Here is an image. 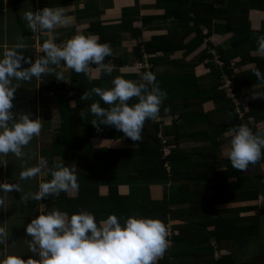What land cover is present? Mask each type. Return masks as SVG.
Listing matches in <instances>:
<instances>
[{
	"label": "trees",
	"instance_id": "trees-1",
	"mask_svg": "<svg viewBox=\"0 0 264 264\" xmlns=\"http://www.w3.org/2000/svg\"><path fill=\"white\" fill-rule=\"evenodd\" d=\"M162 1L172 4V7L167 5L165 11L160 15L145 14L142 18L143 24L155 20L176 19L184 29L181 32L178 28H169L164 32H154L145 40L139 39L137 44L134 41L133 50L141 70L135 78H132V81L142 83L141 76L144 72L156 71L164 66L170 67L169 69L174 67L184 69L188 64L203 63L205 68L216 69L217 83L201 87L199 89L201 93H196L194 88L187 86V97L174 98L167 93L161 105L158 119L145 121L141 139L135 141L136 147L120 151L118 155L114 156L110 155L108 149L102 147L91 148L86 152L80 145L79 131L83 127L87 128L92 137H113L114 140L130 139L113 126L101 127V131H97V128L90 122L92 119H90L86 108L87 103L96 100L81 98L87 90L80 86L73 96L77 103L76 107L71 109L72 142L69 145L70 147L71 145H80L79 148L85 154H81V157H84L87 162L88 160L95 162L92 175L98 173L99 158L107 157L111 166L115 167L129 164L133 158L137 157L140 159L139 167H137L138 172L130 178L131 181L140 180L163 186L172 183V186H179V189L186 188V186H209L205 196H202L203 198L197 197L196 200H193V212L190 218H185L180 213H176L177 216L173 214L177 221L173 219L171 222L175 223L171 224L170 222L172 236L167 237L168 241L172 242V246L166 249L156 264H240L243 259L241 258L243 257L242 252L246 251L248 256L254 255L256 258L258 257L256 254L264 245V223L261 221L258 188L260 184L264 185V174L249 175L244 173V170L237 172V174H241L234 175L231 173L234 168L228 158H223L226 162V170L219 174L215 168L219 162L222 163L221 159L211 152L208 154L201 152L196 153V157L200 158V161L194 163V154L185 152L180 143L188 138L198 142L209 141L212 136L210 128L217 121H220L222 129H235L241 124L247 125V121L254 113L264 111V104L247 108L246 97L249 91H245V95L242 93L244 96L241 94L243 87L264 92V83L259 82L253 74L255 69L264 73V55L254 51L251 36V32L255 29L254 24L259 20V17L264 16V0L256 1L257 10L251 8L253 0ZM216 20L225 22L226 35L222 37L224 40L229 37L236 38L231 43V49L227 52L210 40L206 42L207 45L204 44L206 38H211L213 24ZM93 24L101 23L98 21ZM191 38L193 42L198 40L200 46L196 48L197 45H192V49L196 48V51L191 52L192 54L189 53L190 58L188 59L186 51H189L192 43L187 41ZM99 39L101 43L106 42L117 46L121 44L122 37L120 33L105 34L102 29ZM214 49L220 52V60L224 67L213 61L212 51ZM159 52L164 53L165 58H157ZM233 54L237 55V59L230 58ZM207 58L212 61L207 62ZM104 62L112 64L113 72L117 75L119 69L125 66V61L113 54L106 57ZM241 63L243 64L239 66L238 64ZM114 75L107 74L102 69V78H112ZM132 99L134 100L129 101V104L137 102V98ZM218 106H222L220 113H217L216 110ZM239 110L244 113L242 117H239ZM81 112L85 113L83 117L80 115ZM189 113L193 114L196 119L206 121L207 129L189 133L185 128L179 126L178 121ZM112 132L113 135H109ZM171 146H174L172 150ZM166 148L169 153L164 154ZM261 164H264V157L255 164H250L248 169ZM79 174L81 176L89 175L87 171H80ZM244 182L251 183V186H255V188L250 190L235 189L238 183ZM108 191L105 197L96 196L95 199H92L93 188L86 186L83 189V195L73 200L76 205L75 208H69V216L79 211H89L96 215L97 221L104 220L105 216L109 214H116L123 222L130 216V204L124 202L117 187H109ZM217 191L219 193H216ZM83 196L89 200L87 204L83 203ZM48 205L56 206L54 208L63 211L57 206V202L51 200ZM139 210L142 217L159 218L165 224L169 222L166 215L170 209L162 201L154 200L148 205L142 204ZM246 222L248 224H245ZM259 263L264 264L262 261Z\"/></svg>",
	"mask_w": 264,
	"mask_h": 264
},
{
	"label": "crops",
	"instance_id": "crops-1",
	"mask_svg": "<svg viewBox=\"0 0 264 264\" xmlns=\"http://www.w3.org/2000/svg\"><path fill=\"white\" fill-rule=\"evenodd\" d=\"M0 0V52L4 49L15 45L18 42H23L26 47L24 54L31 57L33 60L36 55H43L42 44L51 35L54 42L63 46L64 42L76 34H95L99 37L100 31L103 29L105 34L120 33L122 40L121 44L112 46L113 55L121 57L125 61V66L119 69V74H115L112 78H102V67L98 65H90L85 73H76L72 69L66 67L63 62L59 66L51 65L54 69L52 73L42 76L40 79L33 78L31 82H21L20 88L32 93V98L23 99L15 97L13 101V111L16 112H31L32 118H41L42 130L39 136H34L33 140L25 147L26 153L23 161L17 159L13 154L9 153L5 158L6 165H0V184L7 185L10 182L16 184V194L12 192L3 193L7 201L6 210H0V225L4 226L10 232L9 241L0 244V262H2L9 255H21L24 259L31 257L34 264H39V256L29 251L28 241L31 238L26 234V223L28 224L32 218L39 214V212H47L56 206H48V203L57 202V206L63 211L69 212V208H75L76 203L73 201L83 195V189L92 187L94 195L105 197L108 194L109 187H117L120 196L124 198V202L130 204V216L142 217L140 206L142 204L148 205L151 201L159 200L163 204L169 206L170 211L166 218L169 223L175 219L177 221V214H182L185 218H190L193 212V200L196 198H203L205 192L208 191L209 186H186V188L179 189V186H172L169 183L167 186L162 184H149L140 180L131 181V177L138 172L139 160L137 157L132 159V162L123 166H111L107 157L98 159V173L92 175L95 168V162L88 160V162L81 157L84 154L81 147L86 150L91 148L97 149L99 147L108 149L110 155H118L120 151H127L136 147V142L131 139L105 137H92L86 127L80 128L79 141L80 145L70 147L72 142L71 132V109L76 107V99L73 97L76 91L80 88H86L88 99L99 100L100 98L92 91L94 87L110 88L111 81L116 76H123L125 79L132 80L135 78L141 67L136 61V53L133 50V42L137 44V40H145L154 32H164L171 27L178 28L182 32L180 22L176 19L155 20L148 24H143V16L145 14L160 15L165 11L167 5L172 7V4H167L162 0ZM256 1L253 0L251 8L257 10ZM141 4L143 7H141ZM44 7H63L65 14L73 18V22L65 27L54 29L51 34L32 32L26 21L23 19L25 11H37ZM126 7L122 12L121 10ZM131 11V12H130ZM139 18L138 20H133ZM100 22L101 24H93V22ZM133 21V24H132ZM135 22V23H134ZM176 24L175 26H172ZM255 29L251 32L253 39L252 46L254 51L258 52L257 39L264 35V16L259 17V20L254 24ZM211 38H220L226 35L225 22L221 20L214 21ZM228 40L220 38V48L225 52L231 49V43L236 38L229 37ZM209 39L204 40V44ZM190 41V42H189ZM187 42L192 43L189 51L186 53L187 58H190L191 52H195L199 48L198 40L192 41V38ZM134 44V45H135ZM198 47L192 49V45ZM207 45V44H206ZM219 52V51H218ZM190 53V54H189ZM164 57V53H157V58ZM231 59H237V55L233 54ZM187 59V61H188ZM210 58H207V60ZM214 60V57H213ZM209 61H212L210 59ZM249 62V61H247ZM105 63V62H104ZM137 65V66H133ZM243 63L238 64L241 66ZM132 65V66H131ZM193 65V66H192ZM188 64L184 69L161 67L156 71H150L156 75V83L160 88L169 94L171 97H183L187 94V86L194 88L198 93L201 87L214 85L217 83V72L213 67L205 68L203 63ZM28 65H24L27 67ZM114 68V66H113ZM63 71L66 81L57 80L56 72ZM151 87V86H150ZM189 88V87H188ZM248 92L246 97L247 108L258 107L264 104V92L257 91L254 88L241 90V93ZM82 93V90H81ZM188 95V94H187ZM259 95V96H258ZM187 97V96H186ZM135 98V97H133ZM134 100V99H131ZM130 100V101H131ZM92 102L87 103L86 108L90 119L95 117L90 113L89 106ZM101 106L108 107L101 102ZM217 113H220L222 106L216 108ZM179 126L186 129L187 132L193 133L197 130L207 129V122L202 119H196L193 114L189 113L178 121ZM220 121L210 128L211 139L209 141H195L188 138L182 140L180 146L185 152L194 154L193 162H199L200 158L196 157V153L209 152L213 153L217 158L221 159L217 164L215 170L220 172L226 170L223 158H228L227 150L230 148L231 136L228 135L231 128L222 129ZM253 132L264 129V111L254 113L247 121ZM100 127H105L101 125ZM165 130V127H164ZM162 129V132L164 133ZM95 133V132H94ZM98 134V133H96ZM100 135V134H99ZM109 135H113L109 133ZM174 146H171V150ZM123 149V150H122ZM114 150V151H112ZM85 155V154H84ZM124 155V154H123ZM120 156H122L120 154ZM126 156V154H125ZM26 162V163H25ZM74 164L77 167V176L79 189L72 192H61L59 196H50L41 201L29 200L25 202L22 197L30 192L31 186L33 191L38 190L40 182L51 179L49 169L57 164ZM26 166H40L42 171L37 177L22 180L20 179V172ZM87 171L89 175L81 176L79 172ZM236 172V173H235ZM240 170H232L231 173L239 175ZM244 173L264 174V164L247 168ZM79 174V175H78ZM83 174V173H82ZM219 178V177H218ZM220 179V178H219ZM248 184V185H247ZM116 185V186H111ZM17 186L19 190H17ZM81 188H83L81 190ZM255 188L251 183H238L235 186L236 190H250ZM259 188V202L261 198L264 200V185L260 184ZM234 190V189H233ZM213 193V191H210ZM216 193H219L217 191ZM84 198V199H83ZM83 203L87 204L88 199L83 196ZM104 199V198H102ZM236 205V204H235ZM220 206V205H219ZM67 208V209H65ZM175 212V213H174ZM175 214V215H173ZM260 214L263 216L264 223V201L260 202ZM175 216V217H174ZM105 216L104 219H106ZM169 234V233H168ZM170 242V241H169ZM169 247V245H168Z\"/></svg>",
	"mask_w": 264,
	"mask_h": 264
},
{
	"label": "clouds",
	"instance_id": "clouds-1",
	"mask_svg": "<svg viewBox=\"0 0 264 264\" xmlns=\"http://www.w3.org/2000/svg\"><path fill=\"white\" fill-rule=\"evenodd\" d=\"M23 19L32 32L48 34L73 22L63 7L28 10ZM257 44L258 53L264 55V35L258 37ZM25 47L23 42H18L0 52V165H6L9 153L23 161L25 147L34 136L40 135L43 127L41 118H32L31 112L13 111L21 82L40 79L54 71L51 65L59 66L61 62L76 73L87 72L93 64L102 67L107 74L112 72L111 64L104 63L106 57L112 56V48L106 42L101 43L95 34H76L63 46L49 35L42 44L43 55H36L34 60L24 54ZM253 74L264 83V73L255 69ZM55 75L57 80L66 81L63 71ZM141 80L142 83H136L116 76L111 81L112 87L93 88L100 99L89 106L95 117L90 122L97 131H101V125L113 126L132 141L141 139L145 121L158 119L167 96L156 83L154 73L144 72ZM133 97L137 102L129 104ZM81 98L88 99V94L84 93ZM101 102L108 107L101 106ZM80 115L83 117L85 113ZM228 135L231 139L226 155L234 169L244 171L264 157V129L253 132L249 126L241 124ZM41 171L40 166H26L20 172V179L37 177ZM49 172L51 179L40 182L37 191L26 193L22 197L25 202L41 201L79 189L74 164H57ZM9 191L7 185L0 184V192ZM6 208V198L0 195V210ZM25 231L31 238L29 251L39 256V264H156L169 244L167 226L159 218L129 216L121 222L116 214H109L106 219L97 221L92 212L79 211L69 216L58 208L39 212L26 225ZM9 238L10 232L0 225V244L8 242ZM0 264H34V261L17 254L7 256Z\"/></svg>",
	"mask_w": 264,
	"mask_h": 264
},
{
	"label": "rangeland",
	"instance_id": "rangeland-1",
	"mask_svg": "<svg viewBox=\"0 0 264 264\" xmlns=\"http://www.w3.org/2000/svg\"><path fill=\"white\" fill-rule=\"evenodd\" d=\"M144 1L142 0L141 1V3H143ZM141 7H143V5L141 4ZM124 9H126V7H124L122 10H121V12L124 10ZM131 12V11H130ZM135 19H133L134 21L135 20H138L139 18H136V17H134ZM135 23V22H134ZM132 24H133V21H132ZM176 24H173L172 26H175ZM170 28H174V27H171V25H170ZM223 37V36H222ZM222 37H220V38H222ZM220 38H214V37H212V38H210L209 40L210 41H212L213 43H217V44H220V43H222V42H224V41H222V42H220ZM226 40H230L229 38H227ZM219 47H220V45H219ZM213 54H214V52H216L215 54H217L218 55V57H219V59H220V52H218V50L217 49H214L213 51ZM164 56H165V54H164ZM159 58H162V57H159ZM165 58V57H164ZM136 60V59H135ZM221 61V60H220ZM207 62H209V60H207ZM222 62V61H221ZM141 64H143V63H141ZM224 64H222V66H223ZM132 66V65H131ZM133 66H137V65H134L133 64ZM138 66H140V65H138ZM142 66V65H141ZM224 67V66H223ZM242 94V93H241ZM243 95V94H242ZM244 96V95H243ZM237 102H238V100H236ZM243 112L242 111H240L239 110V117H242L243 116ZM167 153H169V150L166 148L165 149V151H164V154H167ZM33 189H34V187L33 186H31V189H30V192H34L33 191ZM262 201H264L262 198H261V200H260V202H262ZM46 207H50L49 205L48 206H46ZM235 216H238L237 214H235ZM261 221H263V216L261 217ZM174 224L175 222H171V224ZM171 224L168 222L166 225H167V229H168V236H172V234H171ZM245 224H248L247 222L245 223ZM26 225H27V223H26ZM169 242V241H168ZM29 245H30V243H31V241H28L27 242ZM169 246H172V242L170 241L169 242V244H168ZM254 253V252H253ZM242 256L243 257H241V258H243L242 259V261L240 262V264H261V263H259V262H264V245H262V248H261V250L258 252V254H256V256H258V257H256V258H254V255L253 256H248L247 254H246V251H244V252H242ZM187 257H189V256H187ZM249 258V259H248Z\"/></svg>",
	"mask_w": 264,
	"mask_h": 264
},
{
	"label": "water",
	"instance_id": "water-1",
	"mask_svg": "<svg viewBox=\"0 0 264 264\" xmlns=\"http://www.w3.org/2000/svg\"><path fill=\"white\" fill-rule=\"evenodd\" d=\"M15 97H19V98H23V99H31L32 98V93L27 91V90H23V89H17L16 90V94ZM7 186L10 188L9 192L15 193L16 194V184L13 182H10L7 184Z\"/></svg>",
	"mask_w": 264,
	"mask_h": 264
},
{
	"label": "built area",
	"instance_id": "built-area-1",
	"mask_svg": "<svg viewBox=\"0 0 264 264\" xmlns=\"http://www.w3.org/2000/svg\"><path fill=\"white\" fill-rule=\"evenodd\" d=\"M215 53H216V52H214V54H213V52H212V54L214 55V60H213V61H214L216 64L222 66L223 62L220 61L218 55L215 54ZM111 66H112V64H111ZM112 67H113V66H112ZM229 83H230V82L228 81V84H229Z\"/></svg>",
	"mask_w": 264,
	"mask_h": 264
}]
</instances>
